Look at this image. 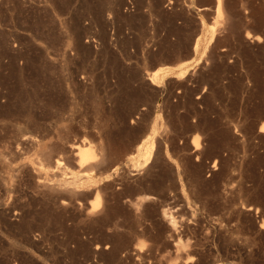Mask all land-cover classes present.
<instances>
[{"label": "rangeland", "instance_id": "1", "mask_svg": "<svg viewBox=\"0 0 264 264\" xmlns=\"http://www.w3.org/2000/svg\"><path fill=\"white\" fill-rule=\"evenodd\" d=\"M222 4L0 0V264H264V0Z\"/></svg>", "mask_w": 264, "mask_h": 264}, {"label": "bare ground", "instance_id": "2", "mask_svg": "<svg viewBox=\"0 0 264 264\" xmlns=\"http://www.w3.org/2000/svg\"><path fill=\"white\" fill-rule=\"evenodd\" d=\"M214 4H215V11H216V17L217 18H220V16L222 15V12H223V10H222V0H214ZM244 6V5H243ZM215 20V19H214ZM232 20V19H231ZM216 23H217V19H216V21H214L213 22V24L214 25H216ZM235 23V22H234ZM218 24V23H217ZM233 25V24H232ZM254 38H252V37H250L249 36V34H246V36H245V38L246 39H248V41H251V42H253L252 41V39L253 40H255V42H257V43H259V41H260V37H258V36H253ZM251 40H250V39ZM246 41V40H245ZM251 59V58H250ZM156 76V75H155ZM257 132L258 133H264V122L263 123H261V125L259 126V128H258V130H257ZM82 142V141H81ZM84 142V141H83ZM85 145H87V144H85ZM73 148V146H71L70 147V149H72ZM93 148V147H92ZM93 152H94V150H93ZM91 150H90V147H88V146H84V144H83V147H82V149H79L78 150V155H77V163H78V166L79 167H82V166H85V167H87L86 166V164H93L94 162V164H93V168L96 166V163H98V159H100V157L98 158V159H96V151H95V153H93ZM101 156V155H100ZM98 157V156H97ZM98 160V161H97ZM97 161V162H96ZM153 161V160H152ZM100 162V161H99ZM156 162V161H155ZM58 164V163H57ZM84 167V168H85ZM89 168V167H88ZM87 170H89V169H87ZM94 170V169H93ZM147 171V170H146ZM145 172V171H144ZM157 182V181H156ZM159 184V183H158ZM161 184V183H160ZM76 185V182L72 179V180H69V181H67V182H61L60 183V186L61 187H64V188H66V189H69V191L71 190V191H73L74 189H75V186ZM87 190V189H86ZM99 193L97 194V193H95V196L93 197V199L90 201L91 203H90V208H89V212H91V214L93 213V212H96V210H98V208H99V205L101 204L100 203V198H99ZM64 203V202H63ZM101 211V210H100ZM98 213V211L95 213V214H97ZM90 214V213H89ZM88 215V214H87ZM89 216H91V215H89ZM169 221L171 222V219H169Z\"/></svg>", "mask_w": 264, "mask_h": 264}, {"label": "built area", "instance_id": "3", "mask_svg": "<svg viewBox=\"0 0 264 264\" xmlns=\"http://www.w3.org/2000/svg\"><path fill=\"white\" fill-rule=\"evenodd\" d=\"M131 8H132V7H131L130 2L127 1V5L125 6V10H126V11H129V10H131Z\"/></svg>", "mask_w": 264, "mask_h": 264}]
</instances>
